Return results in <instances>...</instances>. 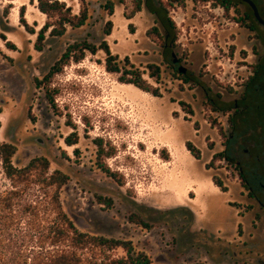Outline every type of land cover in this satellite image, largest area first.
I'll use <instances>...</instances> for the list:
<instances>
[{
  "label": "rangeland",
  "instance_id": "rangeland-1",
  "mask_svg": "<svg viewBox=\"0 0 264 264\" xmlns=\"http://www.w3.org/2000/svg\"><path fill=\"white\" fill-rule=\"evenodd\" d=\"M18 1L25 5L23 17V5L0 0V35L16 47H7L0 37V142L17 146L14 164L23 167L35 157H47L50 172L59 169L70 177L61 189V201L75 225L94 235L131 240L153 264H257L264 253V220L252 210L233 166L222 159L207 167L215 153L227 150L222 141L232 126L225 110L239 96L255 59L251 49H257L252 37L236 25L232 8L226 11L213 1L143 0L134 14L136 0H112L110 15L109 0H58L72 15L87 9L88 20L80 28L68 26L63 36L52 37L48 31L38 51L37 32L51 19L38 8V0ZM166 18L174 23L176 36L168 46ZM109 21L112 32L105 35ZM153 26L160 36L147 35ZM104 40L127 68L139 69L162 96L122 84L118 75L106 70L103 51L87 52L79 63L71 61L50 84H35L70 45H100ZM151 64L160 68L159 81L149 75ZM180 101L193 113L182 109ZM248 121L237 122L236 134L248 131ZM70 134H76L77 144L65 142ZM187 141L200 150V159L186 150ZM243 148L227 153L236 158ZM180 160L190 162L193 173L211 185L197 196L198 202L195 193L181 202L169 190L171 164ZM100 163L123 184L102 172ZM213 176L228 192L215 188ZM10 188L0 164V190ZM37 195L38 188L29 189V198ZM98 196L111 198L112 205L100 204ZM133 214L148 227L132 222ZM24 238H13L4 253L23 260L34 244L29 236ZM83 254L97 257L99 251ZM110 254L121 257L125 252L118 248Z\"/></svg>",
  "mask_w": 264,
  "mask_h": 264
},
{
  "label": "trees",
  "instance_id": "trees-1",
  "mask_svg": "<svg viewBox=\"0 0 264 264\" xmlns=\"http://www.w3.org/2000/svg\"><path fill=\"white\" fill-rule=\"evenodd\" d=\"M142 1L136 0L134 14L142 9ZM201 1H213L215 4L223 6L226 11H229L238 0ZM114 6L115 4L112 0L107 1L106 7L110 15L113 14ZM38 8L51 19L37 32L35 47L38 51L43 50L45 35L48 31L52 37L63 36L67 32L68 26L74 29L80 28L88 20L87 9L81 10L79 15H72L68 10L63 11L64 4L58 0H38ZM24 13L25 5L20 8L21 17H23ZM56 16L58 18H53ZM132 17L129 16L128 18ZM163 22L167 32L165 46H168L176 40V36L172 32L174 23L170 18H166ZM23 24L25 27H29L24 20ZM112 28L113 23L109 21L105 28V35H110ZM30 30L32 33H35L31 28ZM152 32L160 36V32L156 26L150 28L147 31V35H150ZM0 37L5 41L7 47L16 49L14 44L7 41L4 36L0 35ZM98 51H103L106 55V70L118 75V80L121 83L132 84L155 97L162 96L159 88L148 83L143 78V73L139 69L134 68L133 65H131V69L127 68L128 65L120 61L118 56L111 52L106 40L102 41L100 45L92 44L88 41L75 42L70 45L53 63L43 79L35 78V84L38 87H41L44 83L50 84L55 75L61 73L63 68L71 61L79 63L85 58L87 52L94 55ZM10 61L12 60L10 59ZM180 68L179 71L185 73ZM149 71L150 77L159 81L161 76L160 68L151 64L149 65ZM129 75L132 77L129 78ZM48 99L54 105V98L48 96ZM179 104L187 113H193L191 107L186 102L180 101ZM215 108L217 107L215 106ZM75 136L76 134H70L65 138V142L70 146L77 144L78 138ZM96 142L100 147L103 146L101 139H97ZM185 146L196 159L201 158L200 150L192 142L187 141ZM16 152L17 146L15 144L0 142V164L4 174L11 182L10 189L0 190V264H153L150 256L144 251L138 250L131 240L94 235L81 231L64 210L61 201V189L69 182V175L59 169L50 172L51 163L45 156L35 157L27 165L17 167L13 162ZM106 155L110 156L112 153L108 152ZM164 158L167 159L168 156ZM225 158H227L226 152L215 153L207 167H210L216 160ZM99 169L120 185L123 184L117 174L112 172L105 164L100 163ZM212 181L222 192H228L227 187L214 176L212 177ZM32 187L38 188L40 192V195H37L35 198L28 197V191ZM98 199L100 200V204L106 206L112 205L111 198L98 196ZM130 220L148 227V224L136 214H133ZM26 236H29L30 242L34 244L30 245L31 248L28 249L30 250L29 255L23 258V260L18 259L16 261L4 253L6 245L13 238H24ZM118 248L124 250V256L114 257L110 254ZM85 250H98L99 256H84L83 251ZM29 260L30 262H28Z\"/></svg>",
  "mask_w": 264,
  "mask_h": 264
},
{
  "label": "flooded vegetation",
  "instance_id": "flooded-vegetation-1",
  "mask_svg": "<svg viewBox=\"0 0 264 264\" xmlns=\"http://www.w3.org/2000/svg\"><path fill=\"white\" fill-rule=\"evenodd\" d=\"M256 3L263 21L257 18L254 9L247 2L238 0L231 7L237 18L236 25L252 37L257 49H251L255 59L248 76L242 79L239 96L225 110L232 129L222 143L227 149V158L223 160L235 168L236 177L251 200L252 210L256 209L258 218L264 220V0H257ZM242 118L249 120V129L240 135L236 134V127ZM242 148L244 153L236 158L227 153L228 149L234 152ZM251 250H254V246ZM258 258L257 264H264V253L258 255Z\"/></svg>",
  "mask_w": 264,
  "mask_h": 264
},
{
  "label": "bare ground",
  "instance_id": "bare-ground-1",
  "mask_svg": "<svg viewBox=\"0 0 264 264\" xmlns=\"http://www.w3.org/2000/svg\"><path fill=\"white\" fill-rule=\"evenodd\" d=\"M11 2L13 4H16V5H23L18 0H11ZM27 18H31V16L28 15ZM115 18H121V17L116 16ZM122 84H124V83H122ZM167 134H168V132H167ZM170 134H172V131L170 132ZM164 146H169V145L166 144ZM186 150L189 151L188 149H186ZM190 155H192V154H190ZM171 165L173 166V168L171 170L172 172H171V174L167 180L168 186L170 187V189H169L170 192L173 193L174 196L176 197V199L181 201V202H184L185 199H187V200L190 199L188 196L189 193H195L196 197H195L194 201L198 202L197 196L199 197L203 193V191H205L206 189H209L207 187H209L211 185H208L207 181L203 180L198 175L193 173V166L191 165L190 162H188L186 160H180V161H175ZM186 196H188V197L186 198Z\"/></svg>",
  "mask_w": 264,
  "mask_h": 264
},
{
  "label": "water",
  "instance_id": "water-1",
  "mask_svg": "<svg viewBox=\"0 0 264 264\" xmlns=\"http://www.w3.org/2000/svg\"><path fill=\"white\" fill-rule=\"evenodd\" d=\"M241 1H244V2H247L248 4H250L252 6V8L254 9V12L257 16V18H259L261 21H263L260 17V14H259V11H258V8H257V5L255 4V2L253 0H241ZM182 71H185L184 68H180Z\"/></svg>",
  "mask_w": 264,
  "mask_h": 264
},
{
  "label": "crops",
  "instance_id": "crops-1",
  "mask_svg": "<svg viewBox=\"0 0 264 264\" xmlns=\"http://www.w3.org/2000/svg\"><path fill=\"white\" fill-rule=\"evenodd\" d=\"M212 183H213V181H211ZM214 184V183H213ZM215 185V184H214ZM216 187V186H215ZM217 188V190H219V191H221L220 190V188L219 187H216ZM215 192V191H214ZM216 192H218V191H216ZM190 194H192V193H189V196L191 197V195Z\"/></svg>",
  "mask_w": 264,
  "mask_h": 264
}]
</instances>
